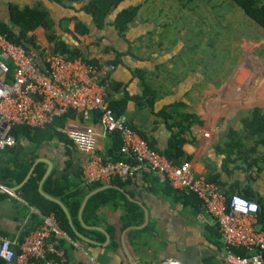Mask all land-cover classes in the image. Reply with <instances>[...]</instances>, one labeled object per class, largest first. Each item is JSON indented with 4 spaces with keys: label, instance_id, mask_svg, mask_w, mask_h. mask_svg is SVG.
<instances>
[{
    "label": "crops",
    "instance_id": "1",
    "mask_svg": "<svg viewBox=\"0 0 264 264\" xmlns=\"http://www.w3.org/2000/svg\"><path fill=\"white\" fill-rule=\"evenodd\" d=\"M11 4L45 10L53 21L56 40H49L42 18H31L28 38L38 48L32 50L41 54L55 51V42L64 40L86 61L110 67L102 83L111 108L151 146L166 153L178 135L176 161L190 160L197 173L217 182L228 196L239 193L264 204V133L248 132L244 121L254 107L264 108V101L255 96L260 88L251 85L245 67L215 76L212 66L196 54V44L186 39L189 28L161 21L150 8V13H143L145 6L139 12L142 16L121 34L111 24L116 10L99 28L88 14L75 12L67 4L0 0L2 21L9 20ZM81 23L88 31L80 32ZM244 75L247 84L239 85ZM150 86L155 93L148 90ZM59 119H65L64 126L57 127L65 138L45 132L46 127L28 133L19 126L16 144L0 149L1 234L21 238L53 214L58 231L50 239L58 243L64 257H48H55L60 264H155L169 258L182 264H224L218 224L200 199L175 190L158 172L138 173L127 181L114 178L91 190V183L82 178L88 155L77 149L65 131L68 124L94 125L100 130L98 116L92 113L84 118L69 112L68 117ZM112 134L98 138L97 151L113 158L112 148L120 153ZM35 174L38 184L25 189ZM18 177L23 178L17 181ZM65 183L73 186L67 188ZM77 186L86 190L78 221L102 235L83 232L75 223L65 199ZM112 186H118L122 195L99 209L98 225L87 224L83 214L89 199ZM55 199L66 206L70 219ZM46 200L60 205L79 240L60 227L54 212H43L50 206ZM38 264L46 262L41 259Z\"/></svg>",
    "mask_w": 264,
    "mask_h": 264
},
{
    "label": "built area",
    "instance_id": "2",
    "mask_svg": "<svg viewBox=\"0 0 264 264\" xmlns=\"http://www.w3.org/2000/svg\"><path fill=\"white\" fill-rule=\"evenodd\" d=\"M110 67H98L82 56L67 59L58 52L28 51L0 31V149L16 144L13 129L19 126L44 128L69 112L89 118L94 125L66 126V134L77 149L88 155L82 178L86 183L109 184L114 178L135 179L138 173L158 172L175 190L195 195L218 224L224 264H264V225L260 205L239 193L230 196L219 184L197 173L190 160L178 162L151 146L147 139L117 115L107 99L102 80ZM118 132L120 157L113 159L97 151L98 138ZM204 221L202 214H199ZM53 214L23 237L10 239L0 233V258L8 264H60L64 253L50 237L57 233ZM239 250V251H237ZM155 264H182L169 258Z\"/></svg>",
    "mask_w": 264,
    "mask_h": 264
},
{
    "label": "trees",
    "instance_id": "3",
    "mask_svg": "<svg viewBox=\"0 0 264 264\" xmlns=\"http://www.w3.org/2000/svg\"><path fill=\"white\" fill-rule=\"evenodd\" d=\"M58 4L66 6L69 5V8L74 10L75 12L84 11L91 17V20L97 25L99 28H103L108 22L106 21V17L110 15L124 0H51ZM180 2L185 3L191 9H195L194 0H179ZM232 4L240 7L244 13L255 21L261 28L264 29V0H230ZM79 5V6H78ZM194 6V7H192ZM142 8V2L136 5H129L126 7H121L115 14L113 21L111 24L115 26V28L123 34L126 30H128L135 22L138 17L142 16L140 14ZM10 16L8 21H2L0 19V31L6 33L8 38L16 43L24 46L27 48L28 51L32 50L33 48H37L35 43L31 42L28 38V32L32 26L31 18L33 16H40L43 20V24L47 30V38L49 40H56V32L53 29V21L49 17V14L45 10H39L37 8H30L24 7L21 8L18 5L11 4L10 7ZM75 19V17H69V20ZM88 31L87 25H83L81 23L80 32ZM32 43V44H31ZM55 51L59 52L62 56L67 59H73L74 57L79 55L78 49L70 48L64 40H58L55 42ZM148 90H152L150 86ZM147 90V91H148ZM155 90H152L153 93ZM71 113V112H70ZM69 116V113L63 117L66 118ZM191 116V115H190ZM65 119L57 118L54 123L46 126L45 132L49 134H55L60 138H65L66 135L59 131L57 127L64 126ZM245 126L248 132L252 134H259L261 132L264 133V108L262 107H254L251 109V114L244 120ZM22 129H25L28 133L32 130L38 131L41 128H31L28 126H20ZM20 127H15L13 129V134L18 133V129ZM113 135V142L114 144L117 143L118 149L121 145V137L118 132H115ZM144 137V136H143ZM180 137L177 135L174 137L173 145H171L170 149L166 151V155L171 159L174 158V155H177L178 150V141ZM264 140V139H263ZM115 148H112L111 153L113 155V159H118L120 157L119 154L114 152ZM23 177H18L17 181H21ZM39 181L38 175H33L27 184H25L24 188L29 189L32 186H36ZM82 181V180H81ZM113 184L121 185V183L114 181ZM89 188L95 189L100 187L104 184L97 182L89 184ZM73 185L66 184L65 187L71 188ZM122 195L121 191L119 190L118 186H112L106 188L93 196L89 199L85 209H84V219L89 225H98L99 222V209L107 204H113L117 202L119 196ZM86 196V190L81 187L77 186L73 190H70L67 193V197L65 202L67 203L69 210L72 214V217L79 227V229L83 232H94L102 235V232L96 229H87L83 227L80 222L78 221V212L81 206V203ZM47 203L50 205L48 208L43 209V212L48 215L50 212H54L57 218V221L60 227L68 231L69 234L74 238L79 240L75 232L71 229L68 219L65 215V212L60 207L59 204L46 200ZM261 210L259 211V219L260 221L264 222V204H260ZM65 240H62L61 243H64ZM239 251V250H237ZM0 264H8L4 259L0 258ZM68 264V263H67Z\"/></svg>",
    "mask_w": 264,
    "mask_h": 264
},
{
    "label": "rangeland",
    "instance_id": "4",
    "mask_svg": "<svg viewBox=\"0 0 264 264\" xmlns=\"http://www.w3.org/2000/svg\"><path fill=\"white\" fill-rule=\"evenodd\" d=\"M194 1L195 9L179 0H124L115 10L142 2L143 13H150V8L161 21L187 26L186 39L196 44L190 53L194 49L205 65L212 66L215 76L245 67L251 85L260 88L255 96L264 101V29L230 0ZM241 81L239 85L247 84L245 75Z\"/></svg>",
    "mask_w": 264,
    "mask_h": 264
},
{
    "label": "water",
    "instance_id": "5",
    "mask_svg": "<svg viewBox=\"0 0 264 264\" xmlns=\"http://www.w3.org/2000/svg\"><path fill=\"white\" fill-rule=\"evenodd\" d=\"M105 186H107V185H105ZM55 200H56V199H55ZM56 201H57V202L63 207V209L65 210V212L67 213V215H68V217H69V219H70L71 217H70V214H69V212H68L66 206H65L61 201H59V200H56ZM84 204H85V203H84ZM84 204L82 205L81 211H82V209H83Z\"/></svg>",
    "mask_w": 264,
    "mask_h": 264
}]
</instances>
